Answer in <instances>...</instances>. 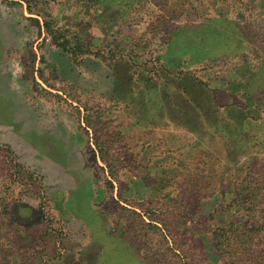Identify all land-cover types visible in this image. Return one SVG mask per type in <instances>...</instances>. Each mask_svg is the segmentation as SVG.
Returning <instances> with one entry per match:
<instances>
[{
  "label": "rangeland",
  "instance_id": "rangeland-1",
  "mask_svg": "<svg viewBox=\"0 0 264 264\" xmlns=\"http://www.w3.org/2000/svg\"><path fill=\"white\" fill-rule=\"evenodd\" d=\"M0 264H264V0H0Z\"/></svg>",
  "mask_w": 264,
  "mask_h": 264
},
{
  "label": "trees",
  "instance_id": "trees-1",
  "mask_svg": "<svg viewBox=\"0 0 264 264\" xmlns=\"http://www.w3.org/2000/svg\"><path fill=\"white\" fill-rule=\"evenodd\" d=\"M250 113H251V112L248 110V114H249V115H250ZM251 118H252V117H251Z\"/></svg>",
  "mask_w": 264,
  "mask_h": 264
}]
</instances>
